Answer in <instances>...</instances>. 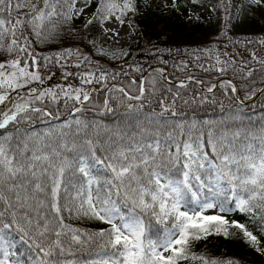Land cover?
Here are the masks:
<instances>
[{"label": "snow or ice", "instance_id": "snow-or-ice-1", "mask_svg": "<svg viewBox=\"0 0 264 264\" xmlns=\"http://www.w3.org/2000/svg\"><path fill=\"white\" fill-rule=\"evenodd\" d=\"M92 2L85 0V5ZM96 2L86 27L93 20L104 23L112 18L124 24L128 13L137 12L136 0ZM248 3L260 6L264 0ZM73 12H83L75 9V0H0V51L16 54L0 63V264H180L189 259L193 240L212 233L228 236L229 228L257 244L245 224L204 213L214 208L253 217L264 213V114L247 115L240 105L221 104L218 118L199 121L177 110L181 97L172 87L163 89L168 95L149 99L158 91L156 78L140 81L136 95L116 88L123 94L122 103H137H126L125 111L107 122L84 113L92 99L84 89L62 94L32 89V99L7 103L9 90L40 80L23 59L31 57L36 63L25 31L47 39L44 33L58 26L54 18L71 20ZM252 58L257 60L255 54ZM215 59L224 65L216 70L226 72L229 62L219 55ZM257 62L264 65V60ZM156 71L167 83L165 70ZM252 75L250 69L244 78ZM106 79L101 73L96 83ZM186 86L184 81L173 85ZM217 87L224 95L229 89L238 91L231 80L207 91ZM45 97L54 103L64 98L68 115L60 124L51 123L59 115L32 107ZM29 110L48 127L38 130L31 125L33 117L24 115ZM109 113L114 109L106 97L97 115ZM68 218L107 227L90 232L67 223ZM93 247L95 251H88ZM199 259L203 264H235Z\"/></svg>", "mask_w": 264, "mask_h": 264}, {"label": "trees", "instance_id": "trees-1", "mask_svg": "<svg viewBox=\"0 0 264 264\" xmlns=\"http://www.w3.org/2000/svg\"><path fill=\"white\" fill-rule=\"evenodd\" d=\"M150 2L136 0V14L128 13L124 17L130 27V34L121 48L119 59H108L97 53L92 38L102 29L99 20H93L92 24L85 26L97 10L96 0L87 5L91 11L89 18L81 13L76 15L75 12L71 20L54 18L58 26L55 32L44 33L47 39H37L30 29L26 30L25 35L31 41L29 51L35 55L36 63L32 64L31 57L23 59H27L28 69H35L45 79L36 93L49 90L58 94L71 92L79 89L80 80L87 74H94L90 77L93 79L91 84L96 88L89 90L92 99L85 103L84 113L90 118L107 122L124 112L126 103H137H122L123 94L116 91V88L122 87L131 95H136L140 81L156 78L158 91L149 99L156 100L161 95H168L163 89L172 87V91H179L181 97L176 103L177 110H183L199 121L218 118L221 115V104L225 107L240 105L247 115L264 114L262 92L253 101L241 103L230 89L227 95L219 87L213 88L211 93L207 91L213 85L219 86L223 82L220 80L225 78L233 81L238 96L243 98L256 94L264 87V65L257 62L264 60V57L256 56L257 60L252 58V53L263 46L260 41L264 40V12L260 6L248 3V0H175V7H172L173 0H160L155 5ZM31 3H37V0H31ZM71 3L72 0H69ZM240 9L241 21L236 23L235 18ZM64 10L67 11V6ZM207 49L213 50L211 56L202 53L201 50ZM67 50H71L70 54H67ZM217 55L221 61L229 62L228 70L224 73L216 70L224 66L216 64ZM15 58V53L0 51V63ZM160 68L165 70L163 76L167 77V83L156 71ZM250 69L253 75L244 78ZM101 73L107 79L96 83ZM133 81L136 83L133 84ZM181 81L187 85L185 88L173 87ZM88 86L83 85L80 89L86 90ZM145 87L149 85L146 83ZM106 97L114 114L99 116L97 113L102 110ZM63 99L54 103L45 97L43 103L35 101L32 107L46 109L54 116L59 115L60 119L51 120L52 124L58 125L68 115L67 109L63 107ZM170 99L169 96L165 103H169ZM24 115L33 117L30 123L38 130L48 127L47 123H40L36 119L37 114L31 110ZM223 215L230 222L245 224L247 230L256 236L258 243L253 245L237 229L229 228L228 236L212 233L193 240L189 252L197 259H192L190 255L189 259L180 264H203L199 257L208 261L231 260L235 264H264V213L257 212L255 217L240 212ZM66 222L90 232L107 227L88 219L68 218ZM88 251H95V248H89Z\"/></svg>", "mask_w": 264, "mask_h": 264}, {"label": "rangeland", "instance_id": "rangeland-1", "mask_svg": "<svg viewBox=\"0 0 264 264\" xmlns=\"http://www.w3.org/2000/svg\"><path fill=\"white\" fill-rule=\"evenodd\" d=\"M158 2H160V0H151L150 4L155 5ZM75 9L76 10L83 9V12L81 14L84 15L86 18H89L91 15V11L88 8V6L85 5V2H75ZM260 9L261 11L264 12V4L260 5ZM241 10L242 9L238 10V13L236 15V18H235L236 23H239L241 21V12H242ZM101 26H102L101 31L95 34L92 38V41L95 45L97 53L100 56L108 58V59H119L121 57V48L123 47V45H125L126 40L130 34V27L126 23L120 24L115 18L105 21L104 23L101 24ZM252 54H255V56H259L263 58L264 57V44L260 48L255 49V51ZM28 70L37 72L38 75L40 76V80L31 81L30 83H27L24 87L18 88L16 91L9 90L10 97H11L10 100L7 102L9 105L13 102L23 103L24 101L31 99L33 97V94L30 90L35 89L37 92L40 89L41 84L45 81L44 76L40 74L38 71H36L35 69H28ZM85 78L91 79L89 74H87L84 78H82L79 82V89L83 85H86L85 83H83V80ZM226 80H231V79L225 78L220 81H226ZM231 82L233 83L232 80ZM87 85H90V86H88L85 91H88L91 88H96V86L93 84H87ZM254 95L249 96L248 98H243V97H239L237 94L236 97L241 102H249L248 100L251 99ZM0 107H3V106L0 105ZM204 214L205 215H216V214L223 215V213L218 212L217 208L208 209L206 210Z\"/></svg>", "mask_w": 264, "mask_h": 264}, {"label": "water", "instance_id": "water-1", "mask_svg": "<svg viewBox=\"0 0 264 264\" xmlns=\"http://www.w3.org/2000/svg\"><path fill=\"white\" fill-rule=\"evenodd\" d=\"M262 91H264V88L259 89L258 92L248 101L254 100ZM88 92H89V90H88ZM234 94H235V96H237V93H234Z\"/></svg>", "mask_w": 264, "mask_h": 264}]
</instances>
